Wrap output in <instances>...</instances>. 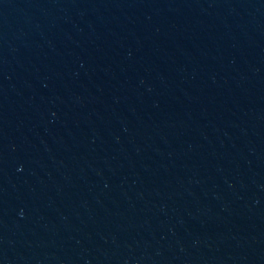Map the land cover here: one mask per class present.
I'll return each instance as SVG.
<instances>
[{
	"label": "water",
	"instance_id": "water-1",
	"mask_svg": "<svg viewBox=\"0 0 264 264\" xmlns=\"http://www.w3.org/2000/svg\"><path fill=\"white\" fill-rule=\"evenodd\" d=\"M0 264H264V0H0Z\"/></svg>",
	"mask_w": 264,
	"mask_h": 264
}]
</instances>
